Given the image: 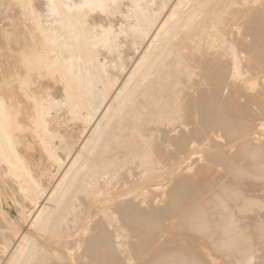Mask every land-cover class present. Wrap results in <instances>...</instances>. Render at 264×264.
Returning <instances> with one entry per match:
<instances>
[{
	"label": "bare ground",
	"instance_id": "6f19581e",
	"mask_svg": "<svg viewBox=\"0 0 264 264\" xmlns=\"http://www.w3.org/2000/svg\"><path fill=\"white\" fill-rule=\"evenodd\" d=\"M0 264H264V0H0Z\"/></svg>",
	"mask_w": 264,
	"mask_h": 264
}]
</instances>
